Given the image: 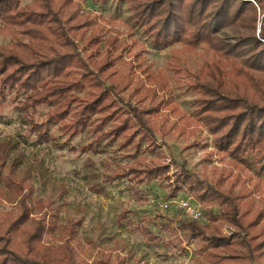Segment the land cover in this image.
<instances>
[{"label": "rangeland", "instance_id": "obj_1", "mask_svg": "<svg viewBox=\"0 0 264 264\" xmlns=\"http://www.w3.org/2000/svg\"><path fill=\"white\" fill-rule=\"evenodd\" d=\"M30 2L21 0L19 7ZM74 2L80 3L83 12L79 7L73 21L85 22L74 29L67 28V23L62 25L73 47L69 55L76 54L70 57L69 78H79L82 73L93 76L112 91L119 107L133 109L145 119L152 128L154 144L141 140L140 148L135 150L131 144L120 145L122 140L118 138L113 142L103 139L96 145L89 125L70 135L62 121L54 123L48 118L61 102L55 95L48 96L54 105L40 103L32 114L35 122H45L49 134V140L39 141L26 124L28 113L21 110L28 94L5 90L0 97V142L18 143L11 156L17 160V174L27 179L22 191L29 196L27 204L34 217L42 211L36 208V199L57 209L51 217L55 226L45 234L44 241L57 244L66 237L62 226L79 219L76 246L89 264L96 259L107 264H206L197 251L201 240L186 241L178 230L179 222L190 218L174 202L167 210L160 206L190 196L201 207L203 218L196 220L199 224L214 223L226 236L245 228L252 243L262 242L264 170L254 162L247 164L227 150H219L199 108L204 86L231 88V67L222 64V77H218L217 53L204 42L156 44L134 21L125 2ZM251 2L257 7V33L262 27L264 0L261 9ZM75 7L69 6L68 12ZM225 32L229 41H234V32L229 28ZM10 39L11 30L0 19V46ZM249 88L260 96L258 88ZM87 89L71 90L65 96L84 97ZM75 107L72 102L71 111ZM133 135L139 134L135 131ZM156 164L165 165L162 175L135 182L144 167ZM132 168L134 172H130ZM182 169L203 186L230 197L242 225L251 224L242 229L231 225L221 216L219 204L198 200L185 187L175 196H168L175 174ZM17 197L0 184V211L14 208ZM140 226L147 227L154 238L140 231Z\"/></svg>", "mask_w": 264, "mask_h": 264}, {"label": "trees", "instance_id": "obj_2", "mask_svg": "<svg viewBox=\"0 0 264 264\" xmlns=\"http://www.w3.org/2000/svg\"><path fill=\"white\" fill-rule=\"evenodd\" d=\"M88 1L99 4L107 0ZM118 1L128 4L134 21L148 31L156 44L204 42L217 53L218 77H222V64L231 67L234 80L231 88L227 85L204 86L199 108L205 114L219 150H227L239 161L254 162L264 170V16L261 29L255 33L257 7L254 3L251 0ZM253 1L261 9L262 0ZM20 2L0 0V19L11 30L10 41L0 46V97L5 90L28 94L21 110L28 113L26 124L37 140L47 141L49 134L45 122H35L32 114L40 103L54 105L48 96L55 95L61 102L48 118L54 123L62 121V127L70 135L89 125L95 133L93 143L96 145L103 139L113 142L118 138L122 140L120 145L131 144L135 150L140 148L141 140L154 144L152 128L145 119L133 109L125 111L119 107L112 91L103 88L93 76L82 73L79 78H69L70 57L76 54L69 55L73 47L62 25L67 23V28L74 29L84 24L85 21H73L76 10L80 7L82 11L80 3L74 0H32L19 7ZM69 6L76 7L68 12ZM228 28L234 32L231 35L234 41H229L225 32ZM105 64L102 63L98 70H102ZM249 85L258 88L260 96L249 90ZM87 86L84 97L65 96L71 90L81 91ZM72 102L76 106L73 111ZM68 116L70 119L64 121ZM135 131L139 135L134 136ZM17 145L10 140L0 142V184L5 191L18 196L14 208L0 211V264H89L76 246L75 228L80 224L79 219L62 226L66 237L57 244L44 241L45 234L55 226L51 217L57 209L50 207L51 203L36 199V208L42 211L38 217L32 214L27 204L29 196L22 192L27 179L17 174V160L11 156ZM129 170L134 172V168ZM165 170V165L146 166L135 182L151 180ZM173 180L168 196H175L185 187L198 200L219 204L221 216L231 225L242 229L251 224L250 221L242 225L230 197L203 186L186 171L176 173ZM138 229L154 238L147 227ZM178 230L186 241L201 240L197 251L203 255L206 264H264V239L252 243V236L247 235L248 229L226 236L214 223L201 225L190 219L180 221ZM101 262L103 260L96 259L91 264Z\"/></svg>", "mask_w": 264, "mask_h": 264}, {"label": "built area", "instance_id": "obj_3", "mask_svg": "<svg viewBox=\"0 0 264 264\" xmlns=\"http://www.w3.org/2000/svg\"><path fill=\"white\" fill-rule=\"evenodd\" d=\"M193 200V201H191ZM175 203L177 207L182 209L185 215L192 220H200L203 218L200 204L196 202L192 197L180 198L178 200H169L160 204L161 209L167 210L171 203Z\"/></svg>", "mask_w": 264, "mask_h": 264}]
</instances>
